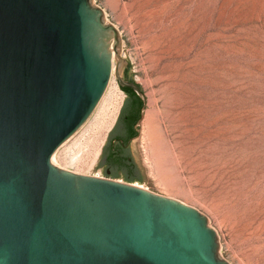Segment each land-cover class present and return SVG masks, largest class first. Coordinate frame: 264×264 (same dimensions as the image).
Here are the masks:
<instances>
[{
    "label": "water",
    "instance_id": "water-1",
    "mask_svg": "<svg viewBox=\"0 0 264 264\" xmlns=\"http://www.w3.org/2000/svg\"><path fill=\"white\" fill-rule=\"evenodd\" d=\"M118 43L92 0H0V264H229L195 208L50 161L112 71L142 100L137 132L145 101Z\"/></svg>",
    "mask_w": 264,
    "mask_h": 264
},
{
    "label": "rangeland",
    "instance_id": "rangeland-1",
    "mask_svg": "<svg viewBox=\"0 0 264 264\" xmlns=\"http://www.w3.org/2000/svg\"><path fill=\"white\" fill-rule=\"evenodd\" d=\"M92 3L116 28L120 69L129 67L145 101L123 151L134 168L105 162L127 99L113 71L91 116L53 153L57 166L193 207L216 232L221 258L264 264V0ZM114 98L109 126L88 133L101 103Z\"/></svg>",
    "mask_w": 264,
    "mask_h": 264
},
{
    "label": "trees",
    "instance_id": "trees-1",
    "mask_svg": "<svg viewBox=\"0 0 264 264\" xmlns=\"http://www.w3.org/2000/svg\"><path fill=\"white\" fill-rule=\"evenodd\" d=\"M128 71H129V67H126L124 70V79L134 82V80L128 76ZM138 87L140 86L138 85ZM120 89L127 97L118 115L119 119L123 118L125 121V132L122 135L115 134L114 136L115 138H118V139L120 137L123 141L122 143L124 145H127L129 141L137 135V132L134 126L140 117V109L142 106V100L131 89L123 88V87H120ZM123 144L113 145L111 147V151L107 153L105 156L106 157L105 162L107 165H116V166L127 165L128 168H130L132 171L134 167L131 164L130 157L123 154V151H122L124 148ZM126 178L128 180H132L131 173L126 174Z\"/></svg>",
    "mask_w": 264,
    "mask_h": 264
},
{
    "label": "bare ground",
    "instance_id": "bare-ground-1",
    "mask_svg": "<svg viewBox=\"0 0 264 264\" xmlns=\"http://www.w3.org/2000/svg\"><path fill=\"white\" fill-rule=\"evenodd\" d=\"M112 60H113V57H112ZM118 106H119V99L118 98H114V100L112 102H110L109 104L106 103V100L104 99V101L101 103V105L99 106V108L97 110V114H96L95 118L90 122L86 131L88 133L90 132L92 134H94V133L100 134L102 129L105 128L112 121V118L116 115V112L118 110ZM84 140H85L84 144H86L88 142L87 141L88 139L86 138ZM50 161L52 162V164L57 166L54 154L51 155Z\"/></svg>",
    "mask_w": 264,
    "mask_h": 264
},
{
    "label": "flooded vegetation",
    "instance_id": "flooded-vegetation-1",
    "mask_svg": "<svg viewBox=\"0 0 264 264\" xmlns=\"http://www.w3.org/2000/svg\"><path fill=\"white\" fill-rule=\"evenodd\" d=\"M118 127H119V132L117 133V134H120V135H122L124 132H125V121H124V119L122 118V119H120V121H119V123H118ZM115 136H113V138H111L110 139V143H113V142H116V144H123L122 142V139L119 137V139L118 138H115ZM118 139V140H117ZM124 145V144H123ZM127 148H128V144L127 145H124V148H123V150L122 151H126L127 150ZM108 178L110 177V176H107Z\"/></svg>",
    "mask_w": 264,
    "mask_h": 264
}]
</instances>
